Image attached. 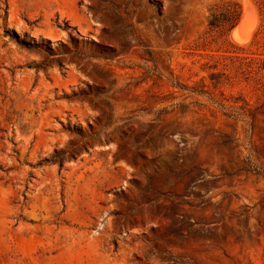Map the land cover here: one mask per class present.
Masks as SVG:
<instances>
[{
  "label": "rangeland",
  "instance_id": "obj_1",
  "mask_svg": "<svg viewBox=\"0 0 264 264\" xmlns=\"http://www.w3.org/2000/svg\"><path fill=\"white\" fill-rule=\"evenodd\" d=\"M221 1L0 0V264H264V0Z\"/></svg>",
  "mask_w": 264,
  "mask_h": 264
},
{
  "label": "trees",
  "instance_id": "obj_2",
  "mask_svg": "<svg viewBox=\"0 0 264 264\" xmlns=\"http://www.w3.org/2000/svg\"><path fill=\"white\" fill-rule=\"evenodd\" d=\"M264 4V1L263 3ZM242 17L241 6L233 0H222L209 9L208 27L211 31H220L229 35L240 23ZM264 70V61H262ZM264 87V81L262 82Z\"/></svg>",
  "mask_w": 264,
  "mask_h": 264
},
{
  "label": "bare ground",
  "instance_id": "obj_3",
  "mask_svg": "<svg viewBox=\"0 0 264 264\" xmlns=\"http://www.w3.org/2000/svg\"><path fill=\"white\" fill-rule=\"evenodd\" d=\"M254 29V28H253ZM234 35H235V37H237V38H241V39H244V37L240 34V28H239V26L234 30ZM248 39H246V41H247ZM245 41V42H246Z\"/></svg>",
  "mask_w": 264,
  "mask_h": 264
},
{
  "label": "water",
  "instance_id": "obj_4",
  "mask_svg": "<svg viewBox=\"0 0 264 264\" xmlns=\"http://www.w3.org/2000/svg\"><path fill=\"white\" fill-rule=\"evenodd\" d=\"M240 22H241V21H240ZM239 24H240V23H239ZM239 24H238V25H239ZM238 25H237V26H238Z\"/></svg>",
  "mask_w": 264,
  "mask_h": 264
}]
</instances>
